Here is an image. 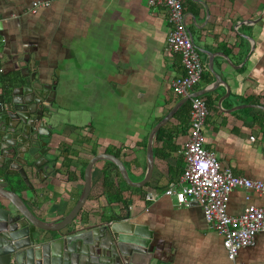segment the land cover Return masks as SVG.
<instances>
[{
	"label": "crops",
	"instance_id": "crops-1",
	"mask_svg": "<svg viewBox=\"0 0 264 264\" xmlns=\"http://www.w3.org/2000/svg\"><path fill=\"white\" fill-rule=\"evenodd\" d=\"M35 2L49 5L34 8ZM183 4L206 68L195 92L213 89L202 96L209 109L207 148L221 167L264 182V0ZM170 30L168 11L148 0H0V84L21 72L56 84L61 123L49 147L57 162L43 182L32 179L39 192L36 203L30 191L20 189L39 217L59 221L74 208L85 169L98 154L119 157L134 182L145 177L149 133L182 99L172 90L184 70L181 56L166 50ZM214 73L229 91L215 86ZM175 124L166 125L172 135L159 141L155 136L153 173L144 187L127 184L109 161L95 164L80 222L124 215L148 225L156 234L157 264H264V232L231 262L223 237L208 224L196 199L179 205L164 194L185 167L182 151L189 130L174 131ZM149 192L159 198L147 202ZM251 205L263 206L264 195L236 189L227 210L239 215Z\"/></svg>",
	"mask_w": 264,
	"mask_h": 264
},
{
	"label": "water",
	"instance_id": "water-1",
	"mask_svg": "<svg viewBox=\"0 0 264 264\" xmlns=\"http://www.w3.org/2000/svg\"><path fill=\"white\" fill-rule=\"evenodd\" d=\"M209 69L213 72L212 63ZM214 76L215 86L223 84L229 91L222 77ZM212 90L183 97L151 129L148 169L141 181H132L119 157L98 154L85 169L84 189L74 208L59 221H46L32 210L20 189L30 191L36 203L39 192L32 179L43 182L57 162L49 147L61 123L55 106L56 84L28 72L4 80L0 84V264H157L156 234L148 225L124 215L103 223L91 218L80 222L91 194L93 169L99 161H109L127 184L144 187L153 173V142L159 130L191 98Z\"/></svg>",
	"mask_w": 264,
	"mask_h": 264
},
{
	"label": "built area",
	"instance_id": "built-area-1",
	"mask_svg": "<svg viewBox=\"0 0 264 264\" xmlns=\"http://www.w3.org/2000/svg\"><path fill=\"white\" fill-rule=\"evenodd\" d=\"M148 3L168 11L171 30L166 50L181 56L184 70V74L173 80L172 90L180 98L189 96L202 82L206 68L188 30L183 0H148ZM48 5L35 2L33 7ZM208 115L207 102L202 97L190 99V129L182 151L185 167L180 180L170 184L164 194L175 197L179 205H187L190 198L196 199L208 224L223 237L228 259L235 262L239 252L252 246L256 236L264 232V205H251L241 214L231 215L227 210L230 196L236 189L264 195V182L238 176L230 168L221 167L216 153L207 148L204 128ZM158 198L155 192L145 195L147 202Z\"/></svg>",
	"mask_w": 264,
	"mask_h": 264
},
{
	"label": "trees",
	"instance_id": "trees-1",
	"mask_svg": "<svg viewBox=\"0 0 264 264\" xmlns=\"http://www.w3.org/2000/svg\"><path fill=\"white\" fill-rule=\"evenodd\" d=\"M184 7H185V5H184ZM203 79H205L204 75H203ZM207 106H208V102H207ZM189 112H190V101L188 103H186L185 105H183V107H181V109L175 114V116L171 119V121H169L166 125L173 124V123L175 124V121H176L177 123L175 125H177V126L174 129V131H176L178 129H182L184 132H187V130L190 129ZM166 125L163 126L159 130V132L156 135V140L159 141L162 136L172 135V132H173L172 129L167 130V126ZM110 164L113 165L117 169L118 176L122 177L121 173L119 172V169L114 164H112V163H110ZM103 183H104L105 186L110 184L107 172L104 173ZM113 188H114V186H113ZM121 199H122L121 197H117L116 198V200H119V201H121ZM125 205L127 206V202H125Z\"/></svg>",
	"mask_w": 264,
	"mask_h": 264
}]
</instances>
